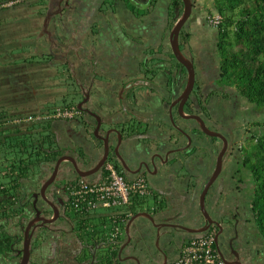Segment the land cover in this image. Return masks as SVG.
<instances>
[{"label": "crops", "instance_id": "1", "mask_svg": "<svg viewBox=\"0 0 264 264\" xmlns=\"http://www.w3.org/2000/svg\"><path fill=\"white\" fill-rule=\"evenodd\" d=\"M64 1L53 0L43 7L47 12L38 11L34 15L28 14L24 8L30 6L31 9L29 10L36 11L38 5L35 4V6L30 4L21 10L8 12L7 16H5L6 12L0 13V21L4 17L7 19L14 17L15 22L18 23L8 21L0 24L1 34L6 35V37H2L4 43L0 46V64H3V59H6L3 58L5 55H10L13 60L24 58L26 64L27 59H33L34 56H47V61H43L42 66L28 64L22 68L30 70V68L39 67L43 69L42 74H45L44 67H46L49 75L60 78L59 82L57 80L53 82L49 78L43 82L42 86L36 83V78H34L33 83L27 80V83L20 88L26 90L23 100L26 98L33 100L24 107L33 106L38 110L43 107L40 98L56 100L58 95L65 96L70 93L82 98L90 93V101L84 105L89 107L93 106L92 101L96 102L95 106L99 111L98 113L104 120L101 127L104 129L103 131L112 127L124 130L132 126L135 131L137 129V133L142 134L138 139L133 136L131 143L128 142L129 146H133V148L142 147L144 143L153 138H165L168 133H173L168 110L169 103L174 101L183 91L185 81L183 73L173 63L170 45V33L176 20H178L176 17L180 15V8L176 10V16L175 14L172 16L169 10L172 0H132L134 6L124 0H114V6L111 5L107 10L102 9V7L103 3L108 0H73V3L67 7L60 4ZM211 5L213 7V1ZM15 15L19 16L20 21ZM25 25H30L32 28L26 29L21 39H17V37L11 39ZM202 26L198 23L188 25L185 32L189 36L186 40V34L183 33L180 42L181 49L185 54L195 53L198 56V64L203 71L205 61L212 60L209 42H217L218 35L215 40L212 33H208L205 26L203 28ZM201 28L204 31L200 32ZM31 29H33L32 32ZM24 47L27 49L25 50ZM19 48H21L19 52L13 51V49ZM51 56L52 60L50 59ZM212 62L219 67L217 60L214 59ZM144 63H147V68L150 66L153 68L144 73ZM60 64L67 66L63 75H59V69L56 68ZM2 67L0 66V69ZM167 70L179 71L180 75L175 77L178 79L175 87L172 86L174 84L171 83V80L170 82L167 80ZM36 73L35 71L34 74ZM40 75L37 73L34 76ZM151 75L153 76L151 77ZM66 76L73 78L71 80L77 86L73 92L62 88L65 86L62 81L65 80ZM206 77L208 81L214 79L210 75ZM175 78L173 77V80ZM210 83H214V80ZM13 84L18 87L17 84ZM172 87L174 88L172 93L166 92L168 89L170 91ZM17 105L20 107L21 104ZM174 110L176 111V105L173 106L172 113ZM143 111L146 113L143 114ZM173 115L175 119L176 115L174 113ZM94 120L88 114L86 116L79 114L72 120L37 122L42 126L37 130L34 129L36 122H32L28 128L33 132H41L42 130L53 132L59 136L58 146L66 149L65 153L82 162L83 168L90 169L101 158L103 144L97 142L96 148H90L91 145L84 142L80 130L82 124L92 126ZM178 122L180 127H184L183 123ZM87 134L90 137L91 132ZM173 135L175 136L174 133ZM129 136L130 134L127 132L124 134L125 139H128ZM178 137L179 135L175 136L182 144V137ZM83 158L85 161H82ZM208 160L207 153L198 151L189 158L186 166H176L169 171V174L161 182H156V179L151 176L147 178L146 176L149 175L144 174L150 181L153 190L148 197L154 199V204L148 211L155 214L158 209L169 205L186 206L194 214V218L187 225L189 227L202 226L204 218L200 213L199 195L209 173L206 171L199 179L198 184L195 183L192 174L196 173L198 166H201L203 162H208ZM100 175L99 172L89 177L88 180L99 181ZM138 175L140 174L128 177ZM213 202V199L209 200L208 209L211 207L212 210L213 208L215 213L219 212L217 215H236V212L240 211L239 202L237 203L236 199L224 198L221 206H225V208L221 212L218 211L220 206L214 207ZM225 209L227 210L224 211ZM140 221L145 224L149 223L147 218ZM160 221L163 220L160 219ZM192 236L195 235L186 230H180L169 243H162L160 246L162 248L167 247L168 257L165 260L160 255L158 264H168L177 259L184 245ZM147 241L156 249L154 239L148 238ZM260 243L264 244V241ZM255 245H253V252L255 255H259L260 250L258 247L255 248Z\"/></svg>", "mask_w": 264, "mask_h": 264}, {"label": "flooded vegetation", "instance_id": "2", "mask_svg": "<svg viewBox=\"0 0 264 264\" xmlns=\"http://www.w3.org/2000/svg\"><path fill=\"white\" fill-rule=\"evenodd\" d=\"M52 1L48 0L47 4ZM193 3L192 16L182 28L183 30L188 25L201 24L200 19L205 18L206 11L203 5L198 0H193ZM2 9L0 8V10ZM204 25L208 33L210 28H217L207 23L206 20ZM213 46L217 48V42ZM6 56L3 58H6ZM188 57L193 58L197 75L196 65L200 66L198 56L194 53L188 55ZM6 59H3V61ZM175 65L181 70V73L184 72L177 64ZM1 71L4 72V70ZM167 72V80L169 82L171 80V83L174 84L172 86L175 87L178 83V79L175 77L180 75L179 71L171 72V70H167ZM201 73L204 76L212 75L211 77L214 79L210 81L214 80V83H210L207 79L197 81L196 78L194 88L185 103L184 109L188 114L200 115L209 129L221 133L224 138L208 136L194 119H187L186 124L184 123L187 127L183 128L192 134L193 144L199 148L198 151L208 153V150H210L214 155L215 162L220 152L225 148L222 158L223 170L217 184L219 199L217 204L218 207L220 206L218 211L221 212L225 208L221 205L224 198L228 197L236 199L240 206V211H237L236 215H212L215 219L222 221L223 225L227 224L228 226H225L223 233L218 235V242L217 244L215 242V247L226 264H264V260L259 255L256 257L253 252V245H259L263 240L258 238L259 242L257 243L253 238L252 226L249 222L250 207L247 201L251 197L254 186L246 167L251 155L252 142L255 140V136L261 134L262 126L254 122L248 125L244 133L241 132L239 127L242 126V119L251 115L250 113L253 110L255 111L254 107L244 108L241 104L243 103L242 97L236 89L234 87L230 88L222 81L220 82L219 67L212 60L205 61ZM173 74H175L174 80L171 76ZM173 87L170 91L169 89L166 90V92L172 93L174 91ZM174 101L169 103V107ZM7 109H9L7 106L0 107V115H3L0 120V145L8 146L13 139H18L20 136L34 135V132L28 128V125H32V122H14V118H8L4 115ZM256 110L260 111L259 109ZM143 112V114L146 113ZM176 113L178 114L177 105ZM80 114L87 115L86 112L82 111ZM95 125L96 119L91 127V132ZM124 130L123 137L126 132L130 136H135L136 139L142 135L137 133V129L135 131L132 126ZM56 139L59 141V136L56 135ZM19 140L23 141L24 139L20 138ZM18 141L17 145H19ZM33 142H36L38 146L40 140L33 139ZM186 144L187 140L176 147L185 146ZM143 147L144 145L136 148L129 146V144L127 146L132 150H139ZM22 149H24L23 152L26 151L24 146ZM111 154L116 158L124 174L133 176V174L123 169L114 153L111 152ZM38 158H41V162L35 160L33 166L22 158L17 162L11 161L0 165L1 175L7 179V182H0V264H92L95 255L96 258L93 264H136L134 259L130 258V254L122 249L128 241L127 235H125L122 243L113 248L104 238L105 236L91 234L92 228L89 223L83 224L75 215L74 217L71 215L67 187L72 180L56 179L43 193L42 187L51 177L56 162L45 163V153L39 155ZM82 161H85V159L83 158ZM80 163L82 164V162ZM66 164L70 166V162H66ZM214 167L215 164L212 171ZM212 171L208 172L209 177ZM59 177H61L60 174ZM174 216L172 212L168 214V217L173 218ZM213 229H215L217 235L219 228L212 226L210 230ZM96 246L102 247L96 250Z\"/></svg>", "mask_w": 264, "mask_h": 264}, {"label": "water", "instance_id": "3", "mask_svg": "<svg viewBox=\"0 0 264 264\" xmlns=\"http://www.w3.org/2000/svg\"><path fill=\"white\" fill-rule=\"evenodd\" d=\"M194 9L193 0H183V12L174 24L170 33V45L176 59L187 69V84L180 94V96L171 104L169 107V114L173 127L177 129L182 135L187 139V144L185 146L176 147L180 143L175 138L173 133H168L165 138H153L149 142L144 143V147L139 150H132L127 148L128 141H131L133 136H130L127 140L123 137V131L118 128H109L105 131L102 129L104 124L103 117L98 113L96 102L92 101L93 106H84L85 103L90 101V93L85 95V98L81 103L78 104V109L82 112H86L88 115L96 119V125L92 129V126H87L88 124H82L81 130L82 137H84V142L89 143L91 147L98 143L103 144V153L99 161L93 165L90 169L83 168V165L77 160L76 157L70 154H63L60 156L53 168L51 177L46 181L42 187L43 193L49 187L51 183L57 180H73V177H81L88 180L89 177L99 173L103 168L104 163L108 160L111 152L117 157L121 166L124 170L133 175H144L148 174L156 179V182H161L168 174L169 171L173 170L176 166H186L189 162V158L198 152L199 148L193 144V137L188 131L183 127H180L175 123L172 108L173 106H178V113L184 119H194L196 120L202 131L208 136L212 137H222L224 136L216 131L209 129L205 121L198 114H188L186 113L184 106L190 97V94L194 88L196 80V72L193 58H189L180 47V32L185 26L186 22L192 16ZM91 132L90 137L88 134ZM177 137V136H176ZM98 142V143H97ZM226 147V145H225ZM196 148V149H195ZM164 155H162V152ZM225 153V148L218 155L216 162L212 153L208 150V162L201 166H198L196 173H193L194 181L196 184L199 183V179L207 171H212V174L204 183L202 191L199 195V207L200 213L204 218V223L200 227H189L187 223L191 221L193 217V211L186 206H166V208H160L157 213L152 214L149 211H139L134 214L128 221L125 232L128 237V241L122 248L130 254V258L134 259L136 264H158V258L162 255L165 260L168 257L167 247L162 248L160 245L169 243L173 237L177 236V232L180 230H186L195 236L204 234L216 226L219 228L218 234L215 236V242H218V235L222 234L225 226L222 221H219L212 217V215H217L215 210L208 209L209 200L213 199L214 207L218 208V180L220 179V174L223 170V155ZM66 162H70V166H67ZM136 167V169H135ZM59 174L61 177H59ZM217 204V205H216ZM174 213V217H168L169 213ZM139 217L147 218L149 220L148 224L137 220ZM162 219L163 221L159 220ZM134 228L132 225L134 224ZM133 231V232H132ZM133 234V237H132ZM149 239H154V245L156 249L153 248L152 244L148 243ZM102 246H96V250ZM96 255L93 257L92 264ZM223 259V258H222Z\"/></svg>", "mask_w": 264, "mask_h": 264}, {"label": "trees", "instance_id": "4", "mask_svg": "<svg viewBox=\"0 0 264 264\" xmlns=\"http://www.w3.org/2000/svg\"><path fill=\"white\" fill-rule=\"evenodd\" d=\"M3 1L0 0L1 5ZM178 8L181 10H179L181 15L183 0L172 1L169 9L172 16L174 14L176 16ZM208 13L209 15L217 13L222 16V21L217 26L220 82L223 83L226 80L227 83L231 84L228 86L234 87L238 94L247 100L254 109H264V0H214L213 9H210ZM183 33L186 34L187 40L189 34L182 29L180 35ZM171 55L176 59L172 50ZM177 64L187 75V69L179 61H177ZM143 66L146 70L147 63H144ZM63 107L77 106L71 102L64 104ZM33 137L31 134L20 136L18 139L23 138L24 140L18 141L16 139L19 145L16 144L15 146L20 149L21 153L24 150L22 149L23 146L25 150L28 147L32 148L33 151L30 150L31 154L40 155L36 149L43 150V153H45L44 162L48 164L56 162L60 156L65 154L66 149L59 147L58 144L56 147L52 146L53 138H56L53 132L47 135L50 143L48 148L43 146L42 141L37 146L36 142H33ZM254 138L251 155L246 166L254 186L249 200L250 220L255 226V232L259 239L264 240V129H262L260 135ZM82 154L84 153L82 152ZM36 160L41 162V158H36ZM115 163L122 171L118 162ZM30 164L33 165L34 162L30 161ZM145 199L133 202L130 208L134 213L137 212V207ZM82 222L91 225L92 235L98 234L88 219Z\"/></svg>", "mask_w": 264, "mask_h": 264}, {"label": "rangeland", "instance_id": "5", "mask_svg": "<svg viewBox=\"0 0 264 264\" xmlns=\"http://www.w3.org/2000/svg\"><path fill=\"white\" fill-rule=\"evenodd\" d=\"M8 1H10V0H6V1H3L2 2L5 5L4 6H1L3 9L0 10V13L6 12V15L5 16H7V13L8 12H12V11H15V10H21V9L24 8V6H28L30 4L31 5H34L35 4V5L41 6V7H38L37 6V10L36 11L29 10V9H31L30 6L25 7L24 9H26L28 11V14H30V15L37 14L38 11L39 12L41 11V13L47 12V10H45V8H43L44 7V4L43 3H46L47 4L48 3V0H44V1H42V0H18L19 2L18 1L17 2H13L11 4ZM124 1H126V2L129 1L128 4L134 6V4H132V2H133L132 0H124ZM212 1H214V0H198V2L201 3V5H203L204 10L206 11L205 12V14H206L205 15V18L204 19L203 18L200 19V21H201L200 23L203 26H205L204 25L205 20H206L207 23H209V21L207 19V15H209V13H208L209 10L211 8L213 9V7H211L212 6L211 5L212 4ZM71 3H73V0H68V1L65 0L63 3H60V4L61 5H64L65 7H67ZM114 4H115L114 0H108V1H106V3H103V7L102 6L101 7H102V9L107 10L108 8H110L111 5L114 6ZM24 13L26 14V12H24ZM15 16L18 17V19H19V16L18 15H15ZM55 18H58V17H55ZM8 21H11L12 23H17V21L15 22L14 17H10L9 19H7V17H4V19L2 21H0V24H4V23H6ZM18 21H20V19ZM203 26H202V28H203ZM29 28H32V27H30V25L29 26H26L25 25L24 27H22L21 30H18L17 35L15 37L13 36L11 39L16 38V37H17V39H21L22 36H23V34H24V32H25V30L26 29L30 30ZM202 28H201V30H199L200 32H202V30H203ZM4 30H6V29H4ZM32 30L33 29H31V32H32ZM210 32L212 33L213 37L216 40V38H217V28H213V27L210 28ZM2 37H6V35H2L1 34V30H0V42L2 41L0 43V46H2L3 43H4V39ZM213 44H215V42H213V43L212 42H209V49H212L210 51L211 52V55H212V60L215 59V60H217V62H219V54H218L217 48L215 46H213ZM24 49L26 50L27 47H24ZM20 50H21V48H19V49H13V51L16 52V53L19 52ZM0 52H1V50H0ZM46 57L47 56H45V57H41L39 55L34 56L33 59H27V64H26V59H24V58H19V59L13 60L10 55L9 56L7 55L6 56L7 59L2 62L3 64H0V66H3L0 70H4V72H2V71L0 72V107H2V106L9 107V109H7L4 112V115L7 116L8 118H10V117L15 118L17 116H22V115H25L27 113L28 114L41 113V112L42 113H47V112L49 113V112H52L55 108H57V106L63 107L64 104L71 103V102L72 103H75L76 106H77L85 98V97H82L81 98L78 95H73V93H70V94H67L65 96L58 95L56 97V100H52V99L51 100H45V98H40V101L42 100L41 102H42V106L43 107L40 108V109H38V110H37V108H34L33 106L24 107V106H27L26 105L27 103H29L31 100H33L31 98H26L25 99L26 101L23 100L24 93H26V90H22L20 88H22L23 85L27 83L26 82L27 80H28V82L33 83L34 78H36L37 79L36 80V83L37 84H41V86H42L43 82L47 81L49 78H51L53 80V82H54V80H57V82H59V79L60 78L59 77H54L52 75H49L48 72H47V69L48 68H46V67H44L45 74H42L43 73L42 72L43 69L42 68H39V67H37V68H30V70L29 69H26V68H22V66H24V65L27 66L28 64H31V65L32 64H38L39 66H42L41 65L42 62L43 61L44 62L47 61V58ZM50 59L52 60V56H51ZM172 60H173V63L174 64H177V61H176L175 58H173ZM196 67H197V70H196L197 71V75H196L197 81H201L202 80V77H203V79H206V76H204L201 73L200 67L198 65H196ZM56 68L59 69V72H60L59 75H63L64 74V70L67 69V66L65 64H63V65L60 64ZM56 68H55V70H58ZM152 68L153 67L150 66L146 70H144V69L143 70L146 73V72H148ZM35 71L38 74H41V75L35 77L34 75L37 74V73L34 74ZM51 72H54V71H51ZM183 73H184V80H185L184 83H183V86H184L183 87V90H184V88H185V86L187 84V75L185 74V72H183ZM171 76L172 77H175V74H173ZM71 79L73 80V78H70V76H66L65 77V80L62 81V83L65 86H63L62 88L63 89L66 88L68 91L70 90L71 92H73L74 89L77 86H76L75 82H73ZM13 83L17 84L18 87L16 85H14ZM223 83L224 84H227V85H231V84L227 83L226 80H224ZM230 88H232V87H230ZM232 90H234V89H232ZM39 96H41V95H39ZM242 102L243 103H241V104H242V106L244 108L245 107H250V108L252 107L253 108V106L250 103H248L244 98H242ZM31 103H30V105H31ZM17 104H21L20 107ZM249 105H251V106H249ZM54 106H55V108L52 109V107H54ZM257 109H259L260 111H257L255 109V111L253 110L250 113L251 115H248L247 117H245L244 119H242V126L239 127V130H241V132L244 133V131L246 130V128L248 127V125L249 124H252L254 122L255 123H258L259 125H261L262 126V129H264L263 128L264 127V113H263V110L264 109H262V108H257ZM173 113L176 115V118L174 119L176 124H177L178 121H179L178 123H183V124L185 123L186 124L187 119L182 118L179 113H178L179 115L176 113L175 110H174ZM173 117H174V115H173ZM0 120H1V116H0ZM42 122H44V121H42ZM185 124H184V127H187ZM172 126H173V124H172ZM39 127H42V126L36 122L34 124V129L37 130ZM103 128H105V126H103ZM172 128H173V133L176 136L179 135L178 138H181L182 137L183 142L185 143L186 140H187L186 137L184 135H182L174 127H172ZM51 133H52L51 131H47V130H42L41 132L38 131L37 133L34 132L33 139L34 140H37V141L40 140V142L42 141L43 146H45L46 148H48L49 145H50V143H49V140L47 138V135L48 134H51ZM31 140H30V142H31ZM53 140L54 141H53L52 146L56 147L57 144H58V140L55 137L53 138ZM16 143H17V140L16 139H13L12 142H10V145H8V146H2V145H0V165L1 164H4V163H7V162H11V161L17 162L20 158L24 159L25 162H30V161L31 162H35L36 158L39 157V155H36V153L31 154L30 150L33 151V149L32 148H29V147L26 149V152H24V153L22 152L21 153V151L18 150L17 147L15 146ZM11 145H14V146H11ZM36 151L39 152L40 155L43 154V150H37L36 149ZM109 159L112 160L113 162H117L116 161V158L112 154L110 155V158ZM31 166H33V165H31ZM146 177L147 178H150V175L149 176H146ZM0 182H7V179L4 178V177H2L1 173H0ZM149 184L151 185L150 181H149ZM247 202H248V205H249V201H247ZM153 204H154V199L152 197H148L146 199V201L142 205H140V206L137 207V211H142V210L148 211V210H151V207L153 206ZM244 205H246V203H244ZM100 212H103V211H97L96 213H100ZM70 213L74 217L75 214H74V211L71 208H70ZM142 219H143L142 217H139L137 220H142ZM249 222H251V221L249 220ZM91 223L93 224L94 228L97 230L98 234L101 235V236H104V228L100 224V221L98 219H93V221ZM134 225H135V222L132 225L133 228H134ZM251 226H252L253 238L258 243L259 242V240H258L259 237H258L257 233L255 232V226H254L253 223H251ZM125 235H126V232H125ZM256 247H258L259 250H260V252H259L260 258L262 260H264V244H261L260 243L258 246L255 245V248ZM257 256L258 255H256V257Z\"/></svg>", "mask_w": 264, "mask_h": 264}, {"label": "built area", "instance_id": "6", "mask_svg": "<svg viewBox=\"0 0 264 264\" xmlns=\"http://www.w3.org/2000/svg\"><path fill=\"white\" fill-rule=\"evenodd\" d=\"M18 0L8 1L10 4ZM19 2V1H18ZM3 3L1 6H4ZM217 27L222 16L214 13L207 17ZM78 107H57L52 112L32 113L14 118V122H42L45 120H72L80 114ZM99 181L77 177L68 187L70 207L80 221L98 219L104 236L113 248L122 243L125 228L134 215L130 208L134 201L147 198L153 190L144 175L127 177L115 162L108 159L100 171ZM97 211H103L96 213ZM215 229L192 236L177 259L168 264H226L215 247Z\"/></svg>", "mask_w": 264, "mask_h": 264}]
</instances>
